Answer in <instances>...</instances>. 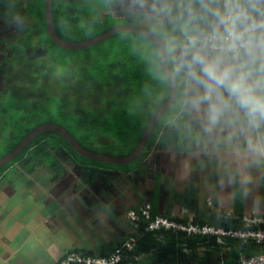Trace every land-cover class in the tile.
<instances>
[{
    "label": "crops",
    "instance_id": "obj_1",
    "mask_svg": "<svg viewBox=\"0 0 264 264\" xmlns=\"http://www.w3.org/2000/svg\"><path fill=\"white\" fill-rule=\"evenodd\" d=\"M181 3L173 4L183 7ZM193 51L185 44L173 49V67L185 94L143 160L149 175L125 178L132 184L129 198L92 211L88 207L93 213L84 216L69 200L78 194L89 204L93 182L87 186L77 174L91 170L72 163L69 172L55 173L56 163L46 162L41 172L13 175L8 183L15 188L0 191V264H56L69 249L109 245L116 238L108 229H121L124 213H133L140 222L146 204L178 223L189 225L191 219L215 228H231L224 225L234 227L239 219L264 212V110L250 112L223 90L224 102L215 95L205 98L204 87L189 72ZM254 53L250 81L264 76V52L256 47ZM254 92L264 96V81ZM115 189L111 185V195L102 188L101 196L115 198Z\"/></svg>",
    "mask_w": 264,
    "mask_h": 264
},
{
    "label": "trees",
    "instance_id": "obj_2",
    "mask_svg": "<svg viewBox=\"0 0 264 264\" xmlns=\"http://www.w3.org/2000/svg\"><path fill=\"white\" fill-rule=\"evenodd\" d=\"M13 1L17 2L18 0ZM115 1L117 0H52V15L58 36L66 41L83 42L100 35L112 27L121 25L122 23L119 22L120 18L113 17L109 13L104 14V11H108L110 4ZM148 1L155 6L162 7L166 12L168 11L176 18H187L191 20L192 23L189 29L185 30L183 33L185 35H195L197 32L211 31L207 25L214 24L216 19L212 15V10H223L220 6L210 5L202 0H184L183 7L173 6L172 0ZM262 6L263 5H252L250 9L255 13L257 10L261 9ZM28 8L38 17L39 24L42 26V32L45 37H43L42 34V38L44 39H41L39 42L24 40L28 45H23V47L18 46L20 51L18 49L15 50V54L17 53L16 61L18 60V64H20V67H16L18 72L20 70L17 84L25 86L26 91L34 93V88H36L37 84L33 81L32 75L36 68L42 69L48 65L49 67L52 65L65 66L66 63L61 58V55L64 53L94 51L98 57H101L105 61L110 63L112 60L111 64H104L94 69L82 68L78 70L77 77L72 84H63L62 89L64 95L75 96L77 93L92 94V91L96 89L97 92L108 95H122L125 97V102H123L124 100L117 103L109 101L98 113H94L90 108L86 107L72 109L71 105H68L64 100L52 98L50 102V113H47L39 122L24 128L14 122L17 115L13 110L14 90H6L4 96L0 94V119L6 120L7 122L12 120L13 124L8 127V131L4 134L5 137L0 138V159L14 149L32 129L43 123L61 125L81 146L88 150L118 157L130 155L143 137L153 114L167 102L171 94V86L162 68L158 45L153 40L138 34L118 33L89 49L75 51L64 50L56 46L48 36L44 16V0H31ZM253 21L257 22V19H250L248 23ZM140 26L144 28L147 27ZM147 29L164 37L165 33L163 34L158 29ZM124 35H129L131 39L130 43L135 46L132 50L129 49L128 52H125V50L121 48L122 42H117V39ZM263 35V31L254 32V36L257 40L262 39ZM113 42L115 44H113ZM36 45L45 46L46 54L44 58H46L47 61H45L46 65L41 64V68L33 64V62H35L33 55ZM147 45L153 46L156 52L151 55L146 49ZM19 52H21L22 55L18 54ZM242 57L244 60L248 59L244 51ZM41 58L44 60L43 57ZM170 63L173 67L172 48H170ZM63 68L64 67H61V69ZM174 70L176 71L175 68ZM152 91L156 92V95L160 94L161 97L154 103L150 102V100L145 97L148 92ZM184 94V86L179 81V97L176 104L159 121L144 152L133 163H142L151 152L164 123L169 120L172 113L176 112L181 107ZM137 98L141 100V104L137 103L139 102ZM3 114L6 115V119ZM97 136L98 138L105 137L111 139L113 143L115 140H118L121 144V148L118 147L119 150L117 153L105 151L107 147L95 145ZM44 143L50 144L52 147L65 154V157L71 160L78 168H85L91 171H103L104 168L119 169L125 166L87 159L75 152L59 134L53 131H46L36 136L22 152L13 158L12 161L0 168V180L8 169L21 162L32 149H41ZM151 214L152 217L158 216L153 210H151ZM140 216L139 227L142 234L140 233V237L132 250L124 249L122 252L123 257H142L144 258L145 264H168L170 259L173 264H178V254L181 251L188 254L189 252L187 250H189L190 255L195 258L198 256L197 248L194 247L195 243L208 248L214 245L215 248L211 252L207 251L205 257H210L214 252H218L216 249L218 246L215 244L213 237H211L207 244V237H187L183 232L174 234L166 230L154 232L147 231L146 226L142 224L144 220L142 212ZM224 226L232 227L233 225L229 223ZM125 242L126 241L118 243L117 247H112L103 251L101 256L106 258L112 256L119 248L123 247ZM83 250L84 249L74 248L71 249L70 252L78 253ZM235 253L236 249H233L232 254L234 255ZM66 255L56 264H61L62 259H64ZM86 255L95 257L92 251H87ZM205 257L198 261L201 264L205 263ZM229 257L227 261H230L232 258V256ZM125 262H128V260L123 258L122 263L119 264H124ZM180 262V264L185 263H183L182 259Z\"/></svg>",
    "mask_w": 264,
    "mask_h": 264
},
{
    "label": "rangeland",
    "instance_id": "obj_3",
    "mask_svg": "<svg viewBox=\"0 0 264 264\" xmlns=\"http://www.w3.org/2000/svg\"><path fill=\"white\" fill-rule=\"evenodd\" d=\"M30 1L31 0H18L17 2H15L13 0H0V94L1 96H4L6 94V90H14L13 110L15 113H17L14 122L24 128L32 126L36 122H39V120L44 118L47 113H50V102L52 98L64 100L68 103V105H71L72 109L86 107L90 108L94 113H98L104 106L107 105L109 101L117 103L124 100L123 102H125V97L122 95H108L105 93L97 92L96 89L92 91V94L77 93V95L75 96L64 95L62 89L63 84H72L77 77L78 70L82 68L94 69L104 64H111L112 60L109 63L101 57H98V55L95 54L94 51L64 53L61 55V58L65 61V66L52 65L51 67H49L48 65L42 69L36 68L32 75L33 81L35 82V84H37L36 88H34V93L26 91L25 86L17 84L18 74L20 70L18 72L16 67H20V64H18V60L16 61L17 53L15 54V50L19 47H23V45H28V43H26L25 41L33 40L39 42L41 41V39H44L42 38V34L43 37H45L44 33L42 32V26L39 24L38 17L34 14L33 11L28 8ZM173 3L182 6L181 0L172 1V5L175 6ZM108 13L113 17L120 18L119 22L122 24L127 22L130 24L132 23L136 26H147L146 28L155 30L158 29L163 34L165 33L164 38L172 41L169 48L175 49L178 48L181 44L187 45L186 43H179V41L186 40V37H184L186 35L181 34H183L185 30L189 29L192 21L188 20L187 18H176L168 11L166 12L162 7L151 4L148 0H117L110 4L108 11H104V14ZM262 37H264V35ZM117 42H122L121 48H123L125 52H128L129 49L132 50L133 47L135 48V46L130 43L131 39L129 35L119 37L117 39ZM113 44L115 43L113 42ZM34 49L35 53L33 55V59L35 62H33V64L38 67L40 66L41 68V64H45V61H47V59L44 58L46 54L45 46L36 45ZM146 49L150 52L151 55L156 52L155 48L151 45H147ZM18 50L20 51V49ZM18 54H21V52H19ZM41 57H43L44 60H42ZM61 67L64 68L61 69ZM145 97H147L150 102L153 103L157 102L161 98L160 94L156 95V92L154 91L148 92ZM137 99L139 100V102L137 103L141 104V100L139 98ZM3 116L6 119V115L3 114ZM12 124V120L7 122L6 120L0 119V138L5 137L4 134L8 131V127H10ZM95 145L105 146L107 147L105 148L107 149L105 151H112L114 153H117L119 148H121V144L118 140H115L113 143L111 139L105 137L98 138V136L96 138ZM65 156V154L61 153L58 149H55L48 143H44L41 149H32L21 162L15 164V166H12L4 173V176L1 177L2 179L0 180V191L7 186L10 188V190H13L15 188L8 183L13 175L21 174L28 177V175L36 173L37 170L38 172H41V168L45 170V167H43V165H46V162L49 163V165L47 164L48 166L52 165L54 162L56 163L57 166H55L54 168L52 167L55 173L69 172V170H71L72 162ZM37 166L38 168H40L38 169ZM119 170L114 168H104L103 171H90V173L85 172L84 174H77L76 172L77 177L79 179H83V181L86 182L85 185L88 186V182H93V184H90L89 186L92 199L90 197L88 198L90 202L87 206L84 205L85 203H83L82 200H80L83 197H76L78 194H76L75 197L72 198V201L69 200L71 205H73L75 212L80 215L91 216V213H93L91 212L92 207L96 205H99V207L103 208L104 205H107L108 207L110 205H115V201H120L122 199L125 200L126 198H129V189L130 187H132V184L131 182H129L130 179L126 180L127 178L137 177L139 180H141L142 176L146 177L147 174L149 175V170L147 169L145 162L140 164L132 163L129 165H125L120 167ZM111 185L116 187V197L112 198L111 196L108 197L107 200H105L103 198L104 196H101L102 188H105V190H109L111 188ZM118 191H120V193ZM146 191L147 189L144 192ZM110 192L112 195L113 192L110 190L108 191V194ZM86 200L87 198L84 197V202ZM123 205H125V203ZM126 206L129 210V205ZM88 207L91 211L88 210ZM141 208L146 210L149 208V206L146 204L142 205ZM101 220L103 219L101 218ZM188 222L191 223V219ZM138 223L140 222L139 220L135 219L133 213H124L123 217L121 216V229L114 230L110 226V230L108 229V231H114V233H112V236H114L116 239L114 240L113 238V240L109 242L110 244L108 243L109 245H94L96 248L93 247V250L91 251L96 257H100L103 251L108 250L112 247H117L118 243L128 241L131 238H139L141 229L138 226ZM135 224H137V226ZM142 224L147 226L145 220L142 221ZM194 247L197 248L198 256L196 258L193 257L189 254L190 251L186 249L189 252L188 254H185V252L183 253L182 251L179 252L178 264L181 263V259L183 260V263H186L188 261H198L199 259L206 256L207 247L200 246V244L198 243H195ZM86 252L87 250H85V252L83 250L82 252H78L76 254L80 255L82 259L84 258V256H87ZM218 252H214L210 257H205L204 262H206L207 264L216 262L219 259ZM66 254L65 258H68L71 254L70 249L66 251ZM76 254L73 255L72 260H68L66 258V261L71 264H85L83 259H75ZM123 258L128 260V262H125L124 264H145L144 258L142 257L132 258L130 256H125ZM168 264H173L171 259L169 260Z\"/></svg>",
    "mask_w": 264,
    "mask_h": 264
},
{
    "label": "clouds",
    "instance_id": "obj_4",
    "mask_svg": "<svg viewBox=\"0 0 264 264\" xmlns=\"http://www.w3.org/2000/svg\"><path fill=\"white\" fill-rule=\"evenodd\" d=\"M212 15L216 19L210 33L199 36L188 34L185 41H179L194 50L188 65L190 75L204 87L205 98L215 95L224 102L223 90L229 99L250 112L264 110V96H257L254 92L257 85L264 81V76L250 81L251 64L256 58L254 48L260 47L264 52V39L257 40L254 30L264 25V21L260 24L246 23L249 16L239 5L225 4L223 10L213 9ZM240 49L248 59L237 60L236 53ZM261 67L264 68V65Z\"/></svg>",
    "mask_w": 264,
    "mask_h": 264
},
{
    "label": "built area",
    "instance_id": "obj_5",
    "mask_svg": "<svg viewBox=\"0 0 264 264\" xmlns=\"http://www.w3.org/2000/svg\"><path fill=\"white\" fill-rule=\"evenodd\" d=\"M210 5H217L224 8L225 4L239 5V7L249 16L250 19H257V24L264 21V0H202ZM263 5L255 13L251 11L250 6ZM248 20V21H249ZM246 21V23H248ZM212 27V25H211ZM222 27V26H221ZM264 32V25L255 28L254 32ZM205 32L204 34L210 33ZM264 39V37H262ZM261 40V39H260ZM255 49V48H254ZM237 60L243 59V49L236 53ZM244 60V59H243ZM144 220L147 221V231L166 230L174 234L185 232L189 236L207 237V244L211 237L214 238L218 253V261L210 264H264V212L261 214L245 216L239 219L238 223L231 228L202 227L198 224L184 225L164 216L152 217L150 207L143 210ZM138 238H131L126 241L123 247L119 248L115 254L106 257L84 256L82 258L85 264H119L123 261L122 252L124 249L132 250L136 245ZM214 245L207 248L213 250ZM236 249L233 255L232 250ZM76 254V253H75ZM74 253H71L68 260H72ZM232 256L230 261L228 257ZM64 258L61 264H71ZM230 258V257H229ZM75 259L82 260L81 256L76 254ZM81 262V261H79ZM185 264H201L199 261H188ZM203 264H207L206 262Z\"/></svg>",
    "mask_w": 264,
    "mask_h": 264
},
{
    "label": "water",
    "instance_id": "obj_6",
    "mask_svg": "<svg viewBox=\"0 0 264 264\" xmlns=\"http://www.w3.org/2000/svg\"><path fill=\"white\" fill-rule=\"evenodd\" d=\"M44 16H45L46 30L48 36L56 46L64 50L75 51V50L89 49L103 42L105 39L111 37L112 35L118 33H133L153 40L159 47L162 68L171 86V94L167 102L163 106H161L151 117L148 127L143 137L141 138L140 142L138 143L137 147L130 155L126 157H118V156H113L109 154H103L88 150L83 146H81L76 141V139L61 125L55 123H43L32 129L14 149H12L9 153H7L5 156H3L0 159V168L6 165L7 163H9L10 161H12L13 158L16 157L20 152H22L25 149V147L36 136L46 131H53L59 134L62 138L65 139V141L70 145V147L75 152H77L79 155L87 159L102 163L119 164V165H129L135 162L144 152L159 121L170 109H172V107L176 104L179 97L178 74L170 63L169 46L172 41L161 37L156 32L151 31L147 28L136 26L134 24H129V23L112 27L104 31L100 35L83 42L66 41L60 38L55 30L53 15H52V0H44Z\"/></svg>",
    "mask_w": 264,
    "mask_h": 264
}]
</instances>
